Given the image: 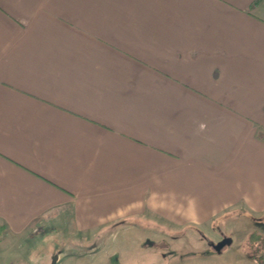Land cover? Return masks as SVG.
<instances>
[{
	"label": "crops",
	"instance_id": "obj_1",
	"mask_svg": "<svg viewBox=\"0 0 264 264\" xmlns=\"http://www.w3.org/2000/svg\"><path fill=\"white\" fill-rule=\"evenodd\" d=\"M254 1L0 0V236L264 217Z\"/></svg>",
	"mask_w": 264,
	"mask_h": 264
},
{
	"label": "rangeland",
	"instance_id": "obj_2",
	"mask_svg": "<svg viewBox=\"0 0 264 264\" xmlns=\"http://www.w3.org/2000/svg\"><path fill=\"white\" fill-rule=\"evenodd\" d=\"M230 218H224L216 229H205L204 236L192 230L183 231L180 227L159 225V220L155 224L141 219L112 227L95 237L62 231L35 233L21 240L0 236V249L7 254L6 258L0 259V264H54L61 253L62 260H68L66 264H101L105 261L111 264H261L264 217L247 220L239 217L237 221ZM225 238L231 243L221 252L211 246ZM149 248L155 256L144 257Z\"/></svg>",
	"mask_w": 264,
	"mask_h": 264
},
{
	"label": "water",
	"instance_id": "obj_3",
	"mask_svg": "<svg viewBox=\"0 0 264 264\" xmlns=\"http://www.w3.org/2000/svg\"><path fill=\"white\" fill-rule=\"evenodd\" d=\"M231 243L230 239H224L223 241H221L219 244L214 246V249L218 252H221L223 250L224 247H226L228 244ZM57 259V257H56ZM56 259L54 261V264H56Z\"/></svg>",
	"mask_w": 264,
	"mask_h": 264
},
{
	"label": "trees",
	"instance_id": "obj_4",
	"mask_svg": "<svg viewBox=\"0 0 264 264\" xmlns=\"http://www.w3.org/2000/svg\"><path fill=\"white\" fill-rule=\"evenodd\" d=\"M263 0H255L252 7L259 5ZM260 263L264 264V255L261 256Z\"/></svg>",
	"mask_w": 264,
	"mask_h": 264
}]
</instances>
